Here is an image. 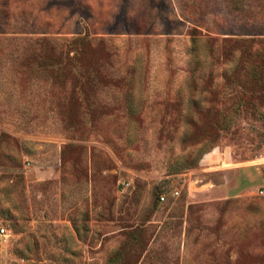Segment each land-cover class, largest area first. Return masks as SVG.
Here are the masks:
<instances>
[{
	"label": "rangeland",
	"instance_id": "1",
	"mask_svg": "<svg viewBox=\"0 0 264 264\" xmlns=\"http://www.w3.org/2000/svg\"><path fill=\"white\" fill-rule=\"evenodd\" d=\"M239 1L0 0V264H264Z\"/></svg>",
	"mask_w": 264,
	"mask_h": 264
},
{
	"label": "trees",
	"instance_id": "2",
	"mask_svg": "<svg viewBox=\"0 0 264 264\" xmlns=\"http://www.w3.org/2000/svg\"><path fill=\"white\" fill-rule=\"evenodd\" d=\"M245 0H240L239 3L235 2L237 7H244L242 2ZM197 11L200 10V7H196ZM253 35H262L261 32ZM235 45H238L237 49L234 50L238 52L237 61L239 63L238 69L241 74L250 77L252 80L257 81L258 85H263L264 83V50L262 46L264 44V39H249V40H240L234 41ZM262 49V50H261ZM233 50V49H230ZM229 49L225 50V53L231 52ZM235 72V71H234ZM263 88V87H262ZM260 93H264L262 90Z\"/></svg>",
	"mask_w": 264,
	"mask_h": 264
},
{
	"label": "built area",
	"instance_id": "3",
	"mask_svg": "<svg viewBox=\"0 0 264 264\" xmlns=\"http://www.w3.org/2000/svg\"><path fill=\"white\" fill-rule=\"evenodd\" d=\"M128 186L129 185L126 184V187H128ZM175 194L178 195L179 193L175 192ZM257 195L264 197V188H260L259 190H257ZM159 199L161 202H163V201H165V196L161 195ZM10 234H11V232L7 228H5L2 223H0V242L7 241Z\"/></svg>",
	"mask_w": 264,
	"mask_h": 264
}]
</instances>
